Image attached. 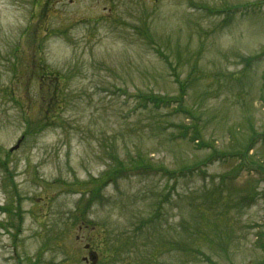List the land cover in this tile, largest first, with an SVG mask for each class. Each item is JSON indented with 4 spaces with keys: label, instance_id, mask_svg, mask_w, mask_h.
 Masks as SVG:
<instances>
[{
    "label": "rangeland",
    "instance_id": "1",
    "mask_svg": "<svg viewBox=\"0 0 264 264\" xmlns=\"http://www.w3.org/2000/svg\"><path fill=\"white\" fill-rule=\"evenodd\" d=\"M0 264H264V0H0Z\"/></svg>",
    "mask_w": 264,
    "mask_h": 264
},
{
    "label": "trees",
    "instance_id": "2",
    "mask_svg": "<svg viewBox=\"0 0 264 264\" xmlns=\"http://www.w3.org/2000/svg\"><path fill=\"white\" fill-rule=\"evenodd\" d=\"M148 37V36H147ZM155 106H159V104H157L158 103V99L159 98H157V100L155 99V98H151V97H147ZM193 140H195V137L194 138H192V141ZM141 165H144V160H142L141 158H139L138 160H137V162H134L133 164H132V166H133V168L134 169H140V167H141ZM150 167V165L149 164H147V166H146V168H149ZM193 168H195V167H193ZM193 168H189V169H187V168H184L183 170H181V171H179L181 174H183L184 172H187L188 170H190V169H193ZM167 173V172H166ZM172 174H174V172L173 173H170L169 174V176L171 177L172 176ZM187 175H190L189 173L187 174ZM183 176V175H182ZM218 187H220V188H222L223 186L221 185V186H219V185H217ZM201 234L203 235V229H202V227H201ZM202 239H204V240H207V237H205V236H202ZM196 255L198 256V257H204V253L203 252H200V251H198L197 250V252H196ZM196 256V258L198 259V257ZM206 260L208 261V257H206Z\"/></svg>",
    "mask_w": 264,
    "mask_h": 264
},
{
    "label": "water",
    "instance_id": "3",
    "mask_svg": "<svg viewBox=\"0 0 264 264\" xmlns=\"http://www.w3.org/2000/svg\"><path fill=\"white\" fill-rule=\"evenodd\" d=\"M18 144H19V143H18ZM18 144H17L15 147H13V148L11 149V151L17 149V148H18Z\"/></svg>",
    "mask_w": 264,
    "mask_h": 264
}]
</instances>
